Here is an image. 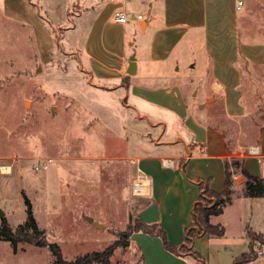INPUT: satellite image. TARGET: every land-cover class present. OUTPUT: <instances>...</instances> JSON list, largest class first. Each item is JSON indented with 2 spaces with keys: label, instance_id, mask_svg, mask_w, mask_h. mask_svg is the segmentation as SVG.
<instances>
[{
  "label": "rangeland",
  "instance_id": "rangeland-1",
  "mask_svg": "<svg viewBox=\"0 0 264 264\" xmlns=\"http://www.w3.org/2000/svg\"><path fill=\"white\" fill-rule=\"evenodd\" d=\"M134 1L127 0L128 6ZM96 5L97 0H0V210L14 228L25 221L28 199L39 227L65 259L107 247L147 202L131 192L135 171L128 154L135 157L145 149L133 133L140 127L118 108L121 90L92 86L82 69L85 57L72 51L81 48L83 55L88 31V16L69 29L74 16ZM182 83L196 103L201 89L195 87L193 98ZM231 162L229 200L205 191L202 197V205L223 207L210 220L224 227L223 235L194 239L179 262L174 258L183 256L170 255L160 237L134 232L130 246L115 248L109 264H232L230 255L246 235L250 241L264 236V198L244 197V177ZM153 165L142 173L153 179L158 221L168 224L171 238L180 239L177 220L188 189L171 180L162 186L160 169ZM252 169L259 173L257 164ZM0 264H55V256L48 246L18 243L15 249L1 239Z\"/></svg>",
  "mask_w": 264,
  "mask_h": 264
},
{
  "label": "crops",
  "instance_id": "crops-1",
  "mask_svg": "<svg viewBox=\"0 0 264 264\" xmlns=\"http://www.w3.org/2000/svg\"><path fill=\"white\" fill-rule=\"evenodd\" d=\"M237 1L136 0L128 6L127 0H97L95 7L79 10L69 28L75 29L76 22L88 16L83 55L81 48L72 51L85 57L82 69L92 86L121 90L118 108L140 127L133 133L145 149L135 157L128 154L135 171L132 181L146 166L155 168V161L162 186L171 180L188 189L184 214L177 220L182 226L180 239L170 237L167 223L156 221L176 245L185 228L194 224L196 180L221 192L225 163L233 159L240 160L249 174L262 175L260 162L248 155L247 148L256 146L264 156V0H251V6L242 0L239 8ZM117 9L127 12L125 23L114 21ZM69 13L66 9L62 14L64 20ZM186 68L198 69L188 73ZM182 82L193 98L195 87L201 89L196 103L191 104ZM165 159L172 164L165 165ZM250 161L258 165L259 173L252 171ZM142 174L148 180L144 209L155 202V191L152 177ZM249 246L246 235L238 251L231 253L230 263ZM174 259L182 262L186 256ZM244 264H264V256Z\"/></svg>",
  "mask_w": 264,
  "mask_h": 264
},
{
  "label": "trees",
  "instance_id": "trees-1",
  "mask_svg": "<svg viewBox=\"0 0 264 264\" xmlns=\"http://www.w3.org/2000/svg\"><path fill=\"white\" fill-rule=\"evenodd\" d=\"M231 161V165H234L235 168H239L240 173L244 177V196L250 198H264V177L253 176L249 174L243 167L241 161L238 159H233ZM228 168L229 163L226 162L224 171V188L221 192H216L210 189L208 185L203 181H195L199 189V195L193 205L191 213L194 224L191 227L185 228L183 240L178 245H175L168 240L165 230L156 222L145 223L136 216L134 220H131V217L129 218L125 229L117 231L115 233V239L113 240V242L104 249L79 254L72 259H65L62 256L60 247L56 243L49 242L45 236L44 229L39 227L37 221L33 216L31 205L28 199H25L24 201L26 204V218L22 224H19L18 226L12 228L5 217H1L0 240L4 239L9 241L15 249L18 243H28L38 247L48 246L55 256V264H109L110 257L115 248L127 247L129 245L130 236L134 232H143L149 235L160 237L164 249L169 251L170 253L184 256L185 254H187V251H185V249L188 248L189 250L190 248H192V243L196 237L202 236L204 234L208 236L223 235L224 228L218 223H211L209 220V217L211 215L220 214L223 207L221 206L220 208L215 209L212 206L202 205V197L203 192L205 191L211 195L223 196L224 202L229 200L231 194L229 185L232 173ZM257 240L264 242V236L261 235L260 239H254L250 241V248L248 251L251 254L250 256L243 257L244 255L240 254L233 260L232 264H244L256 258L257 254L254 249V243ZM192 254L197 258V260L200 259L195 250H193Z\"/></svg>",
  "mask_w": 264,
  "mask_h": 264
},
{
  "label": "built area",
  "instance_id": "built-area-1",
  "mask_svg": "<svg viewBox=\"0 0 264 264\" xmlns=\"http://www.w3.org/2000/svg\"><path fill=\"white\" fill-rule=\"evenodd\" d=\"M242 5V0H238L236 7L239 8ZM138 19L141 18L140 15L137 16ZM113 19L115 22L118 23H125L128 20V14L122 9H117L113 13ZM247 152L249 156H253L258 159V161L261 164V169H262V176L264 177V156H261L259 154L258 148L256 146H251L247 148ZM163 163L167 166L172 164L171 159H165L163 160ZM145 176L141 174H137L136 178L132 181V187H131V192L134 195H139V196H144L147 194V191H144V184L143 181L145 180ZM147 180V179H146ZM148 187V185H147ZM255 252L257 256H264V242H258L257 245L255 246Z\"/></svg>",
  "mask_w": 264,
  "mask_h": 264
},
{
  "label": "water",
  "instance_id": "water-1",
  "mask_svg": "<svg viewBox=\"0 0 264 264\" xmlns=\"http://www.w3.org/2000/svg\"><path fill=\"white\" fill-rule=\"evenodd\" d=\"M131 63L133 66V58H131ZM4 213L0 210V217H3ZM137 217L142 220L145 223H153L156 222L159 218L158 208L157 204L155 202L151 203L144 209H142L140 212L137 213ZM89 222H93L91 218H87ZM96 227H99L101 229L104 228V226L100 223L93 222Z\"/></svg>",
  "mask_w": 264,
  "mask_h": 264
},
{
  "label": "bare ground",
  "instance_id": "bare-ground-1",
  "mask_svg": "<svg viewBox=\"0 0 264 264\" xmlns=\"http://www.w3.org/2000/svg\"><path fill=\"white\" fill-rule=\"evenodd\" d=\"M147 182H148V180H146V179L143 181V184H144L143 190L144 191H147Z\"/></svg>",
  "mask_w": 264,
  "mask_h": 264
}]
</instances>
